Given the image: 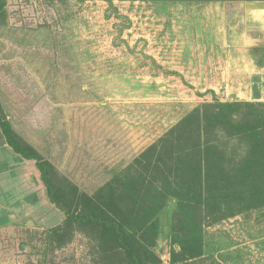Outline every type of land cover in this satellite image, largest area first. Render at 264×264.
<instances>
[{"label": "rangeland", "instance_id": "1", "mask_svg": "<svg viewBox=\"0 0 264 264\" xmlns=\"http://www.w3.org/2000/svg\"><path fill=\"white\" fill-rule=\"evenodd\" d=\"M244 1L253 0H0V122L48 165L72 214L125 191L139 173L133 163L193 110L241 101L264 113V99H234L237 83L211 75L228 41L218 34L224 4ZM206 139L226 149L224 159L244 154L219 132ZM246 202L225 216L212 203L180 228L170 199L155 234H142L141 216L125 229L144 264H264V202ZM121 206L135 212L133 199ZM65 222L13 224L0 264H130L101 227Z\"/></svg>", "mask_w": 264, "mask_h": 264}, {"label": "trees", "instance_id": "2", "mask_svg": "<svg viewBox=\"0 0 264 264\" xmlns=\"http://www.w3.org/2000/svg\"><path fill=\"white\" fill-rule=\"evenodd\" d=\"M263 62L259 61V66ZM254 108L250 102L216 101L193 110L149 149L143 160L133 163L139 173L136 178H129L125 191L110 192L101 198V206L92 205L84 215L72 214L59 199L58 190L49 177L48 165L12 139L8 124L0 122V127L14 153L36 162L49 201L65 215V223L101 227L124 250L130 264H144L125 229L132 217L141 216L145 221L143 235L147 230L155 234L158 225L154 221L170 199L176 202L174 216L180 228L185 223L196 224L197 212L206 211L215 202L222 216L232 210L233 202L243 203L248 197H254L259 204L264 202V113L256 114ZM214 132L241 143L244 148L240 151L244 150V154L238 156V160L224 159L226 149L206 139ZM230 189L237 192L235 198L228 193ZM132 199L135 212L123 211L121 204ZM137 202L140 204L136 205ZM254 204L257 205L247 201L243 206L254 207Z\"/></svg>", "mask_w": 264, "mask_h": 264}, {"label": "crops", "instance_id": "3", "mask_svg": "<svg viewBox=\"0 0 264 264\" xmlns=\"http://www.w3.org/2000/svg\"><path fill=\"white\" fill-rule=\"evenodd\" d=\"M222 18L218 34L227 36L229 42L219 44L221 52L212 57V66L217 69H212L211 75L237 83L230 91L234 99H264V62L262 66L258 64L264 61V1L224 4ZM13 152L0 130V212L6 211V216L0 217V254L5 244L2 236L8 234L13 224L32 218L37 225L52 227L65 220V215L50 203L31 160Z\"/></svg>", "mask_w": 264, "mask_h": 264}]
</instances>
